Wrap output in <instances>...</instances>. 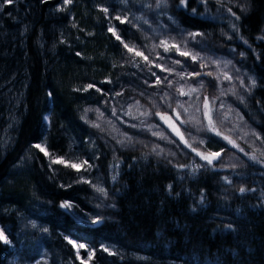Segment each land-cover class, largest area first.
Wrapping results in <instances>:
<instances>
[{"label": "trees", "instance_id": "obj_1", "mask_svg": "<svg viewBox=\"0 0 264 264\" xmlns=\"http://www.w3.org/2000/svg\"><path fill=\"white\" fill-rule=\"evenodd\" d=\"M191 89L243 137L211 163L161 118ZM0 233V264H264V0H0Z\"/></svg>", "mask_w": 264, "mask_h": 264}, {"label": "rangeland", "instance_id": "obj_2", "mask_svg": "<svg viewBox=\"0 0 264 264\" xmlns=\"http://www.w3.org/2000/svg\"><path fill=\"white\" fill-rule=\"evenodd\" d=\"M198 89H191V90H183V95L187 94L188 98L183 101V115H178L177 118L180 123L185 124L188 129L184 131L179 123L177 124L172 119L162 116V121L166 126H168L185 144L192 147L195 153H200L198 155L200 157H209L210 153H221L220 150L214 149L212 151L203 152L199 146H209V144H215L216 139H210L206 136L208 132L213 133L216 138L223 139V142L236 145L238 142L236 139H241V135H237V132L229 131V135L227 139H225L224 135L219 133V130L215 128V123L213 120V107L211 101L209 99L201 100L199 95L197 94ZM207 105V107H206ZM129 119L131 120H138L144 116V114L137 108L132 109L127 113ZM127 121V120H126ZM219 133V134H217ZM241 136V137H240ZM235 139V140H234ZM243 139V137H242ZM210 141L211 143H208ZM231 141V142H230ZM196 146V147H195ZM206 160V159H203ZM208 161V160H206ZM198 166L196 164L191 165V170L196 169ZM71 242L76 246L78 250L85 249L87 252H92V249L81 242L71 240ZM80 245H84V247H79ZM21 248L29 250H33V241L29 239V242L25 239L21 240ZM90 254L87 258L84 255H80L79 259L75 264H92L89 260ZM13 264H47V261L44 257L35 258V259H19L14 258Z\"/></svg>", "mask_w": 264, "mask_h": 264}, {"label": "snow or ice", "instance_id": "obj_3", "mask_svg": "<svg viewBox=\"0 0 264 264\" xmlns=\"http://www.w3.org/2000/svg\"><path fill=\"white\" fill-rule=\"evenodd\" d=\"M6 2H8V3H11V0H6ZM65 2H70V0H65ZM182 2H183V0H182ZM193 35H199L198 33H193ZM117 39H119V37H117ZM126 47H127V45H125ZM130 51H131V49H129ZM141 53H137V55H140ZM180 54H182V55H186L187 53H180ZM154 75V74H153ZM157 82H159V79H158V81ZM89 87H91V85H89ZM206 107H207V105H206ZM217 134H219V133H217ZM225 139H227V137H225ZM231 142V141H230ZM235 146V145H234ZM37 147L39 148L40 146L39 145H37ZM40 150L41 151H45L43 148H40ZM198 155H201L200 153H197ZM45 155H48V153L47 152H45ZM218 155V153H213L212 154V157H215V156H217ZM202 158L203 159H206V160H208V163H211L212 162V159L210 158V157H204V156H202ZM53 163H65L63 160H57V159H53V161H52ZM85 163H87V162H85ZM65 166H70V167H72V168H74V169H76L77 171H79V169H80V167H81V165L80 164H75V163H73V164H65ZM99 191H103V189H98ZM241 191H244L243 189H241ZM70 205H68L67 203L66 204H63L62 205V207H69ZM0 240H4L5 242H7V240H6V237H4V235H3V233H0ZM69 243H71V241H69ZM79 247H84V245H80Z\"/></svg>", "mask_w": 264, "mask_h": 264}, {"label": "water", "instance_id": "obj_4", "mask_svg": "<svg viewBox=\"0 0 264 264\" xmlns=\"http://www.w3.org/2000/svg\"><path fill=\"white\" fill-rule=\"evenodd\" d=\"M212 154H213V153H210V154H209V157H210L212 160H218L219 158H221V155H222L221 153H218L217 156L212 157Z\"/></svg>", "mask_w": 264, "mask_h": 264}]
</instances>
